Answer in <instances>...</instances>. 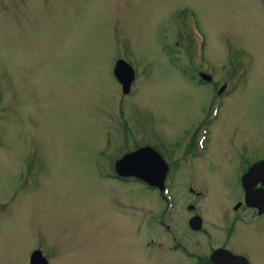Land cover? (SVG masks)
I'll use <instances>...</instances> for the list:
<instances>
[{"label":"rangeland","instance_id":"374dc122","mask_svg":"<svg viewBox=\"0 0 264 264\" xmlns=\"http://www.w3.org/2000/svg\"><path fill=\"white\" fill-rule=\"evenodd\" d=\"M118 57L135 70L129 91ZM203 61L217 91L237 79L216 106ZM204 117L206 232L188 231L181 160L167 215L186 241L204 240L196 254L231 228L264 264V207L238 205L233 179L237 157L264 154V0H0V199L23 210L3 257L25 264L38 248L48 264H194L155 220L164 202L141 178L120 179L115 161L147 143L171 169ZM0 228L7 240L9 221Z\"/></svg>","mask_w":264,"mask_h":264},{"label":"flooded vegetation","instance_id":"af4514ba","mask_svg":"<svg viewBox=\"0 0 264 264\" xmlns=\"http://www.w3.org/2000/svg\"><path fill=\"white\" fill-rule=\"evenodd\" d=\"M202 65L203 64H201V66ZM202 68H203V66H202ZM201 71H206V70H205V68H203ZM233 78H235V76ZM236 80L237 79H235L234 81L231 82V77L229 79H226L223 82L224 84L222 86V91H217V89L214 87V83H212V81H213L212 76L210 78H208L207 80H204L203 82L201 81L203 84L204 83H211V85L214 87V90H215V96L214 97L216 100L214 99L212 106L217 105L216 102H217V100H220L221 96L228 94L227 89L230 88V83L233 84V83H235ZM206 114H207V112H206ZM205 117L202 118L199 121V123H197L198 124L197 127L195 129H193L191 132L192 135H190V139H189V158L187 156H183L182 159H180V158L174 159L172 164H171V169H170L169 163L167 162L168 169H167L165 176H164V179H163V184H164V188H165L166 192L163 193V190H161L157 187H151L148 184L141 181L147 187L154 189V191L157 193L159 198L162 200L161 202H164V205L162 206V207H164V209L162 208V211L158 216L155 215V220L167 232V235H168L169 239L171 240L172 247L174 249H176V248L179 249V251H181L184 255H188L189 257H191L192 255H196L198 257V260L195 261L194 264L195 263L213 264L209 261L208 256H209V253L211 252V250L217 246H222V247L228 248L229 250H231L234 253L242 254V255L247 257V255L242 251L241 248H239L238 246H235L230 241L229 233H231V228L227 229L228 232H226L227 230H223V233L220 236L221 240L218 244L209 242V244L207 246V250H206L207 252L204 253V254H206V256H200L199 254H196V251L194 249H196V250L200 249L199 246L204 245V240H202V238H196V239L192 240V239H190L191 235L189 234V239H188V241H186L183 238V235L179 233L180 232L179 228H176L175 224H173L172 217H169L167 215L168 211L173 206V203L176 200V197L172 191V187H173V184L175 185V180L177 177V172H178L176 170L177 164L181 160L180 163L183 165V167L186 170L185 171L186 174L183 178L182 184L184 186V190L189 195V197L183 202V205L185 206V208L187 209V212L189 214L187 219H186V225H187L188 231L190 228L192 230H197V231H200L202 233L206 232V229L204 227L205 219H204V215H203V208L201 206V200L204 197H206L207 195L211 194V192H209V187H208L207 183H205V182H203L197 178V169H196L197 165H198V162H197L198 159H200V157H203L207 151L205 145L203 144V141L206 138L205 134L207 132V129H205V126H204L205 125V121H204ZM260 160H264V154L260 155V157H255L252 159L245 158V157L242 158V156H239L234 161L235 163H234L233 179H234L236 186H237V189L239 190L241 197H242V200H237V201H239V202H237L238 205L241 202H244L243 194H244L245 186L248 189V191H250L251 193H254V194L264 193V163L263 162L261 164L257 165L255 167V170L251 172L253 179L248 178L243 182L242 178H241L243 173L245 172V170H247V168L252 163H254L256 161H260ZM198 169H199V167H198ZM117 176L120 177V179H124V180H127L129 178V176H119V175H117ZM12 198H13V196L11 194V196H9V198L6 201H1V199H0V220H1V218H5L9 221V224H10V228L7 230L8 234H10V235L7 238V240H2L1 235L4 231L0 228V260L2 261L3 264H12V263H11V261L9 263V261L3 257L2 251H1V242H7L6 244L8 245V244H11L12 242L16 241L15 240L16 239L15 226L17 225L16 217L18 215V211L23 212V210H21V209L17 210V208L11 204ZM244 204H245V202H244ZM247 206H249V205H247ZM251 208L255 209L253 214L255 212H256V214H259V213H257L256 207L254 208V206H251ZM194 215L197 216L196 223H194V220H193ZM219 217H220V215H219ZM188 221H189V224H188ZM193 225H196V228H194ZM13 232L15 233V238L12 237ZM207 236H208V234H206V237ZM209 239H210V237H209ZM11 246L13 247V245H11ZM187 246H189V247H187ZM32 253H33V249L30 250L26 254L25 264L29 263V258L32 256L31 255Z\"/></svg>","mask_w":264,"mask_h":264},{"label":"water","instance_id":"95a60500","mask_svg":"<svg viewBox=\"0 0 264 264\" xmlns=\"http://www.w3.org/2000/svg\"><path fill=\"white\" fill-rule=\"evenodd\" d=\"M113 72L121 82L122 90L126 91L133 76V71L129 64L123 59L117 58ZM200 74L203 77H207V75L203 73ZM262 162L264 163V160L253 163L244 177L248 176L249 172L255 170V167ZM115 169L119 174L134 175L149 184L161 187V180L166 169V164L151 147L145 145L124 153L115 161ZM244 200L248 205L257 206L259 211L264 207V194L261 196L253 195L246 190L244 193ZM36 252L37 251H34L31 256V264H42L39 261L43 258H41L40 255L37 254L38 252ZM210 259L216 264H249L244 256L234 254L228 249L222 247L215 248L210 254Z\"/></svg>","mask_w":264,"mask_h":264}]
</instances>
